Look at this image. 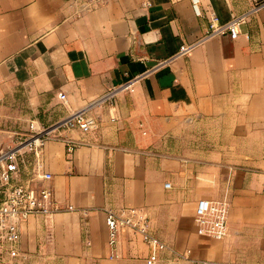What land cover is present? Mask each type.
Wrapping results in <instances>:
<instances>
[{
    "label": "crops",
    "instance_id": "crops-1",
    "mask_svg": "<svg viewBox=\"0 0 264 264\" xmlns=\"http://www.w3.org/2000/svg\"><path fill=\"white\" fill-rule=\"evenodd\" d=\"M262 2L0 0V122L27 113L45 129L80 110L96 121L45 140L42 183L58 210L30 217L21 257L0 264H147L133 230L109 244L106 210L128 209L167 246L154 264H264ZM211 12L244 17L235 38L207 35ZM201 126L216 137L171 147ZM202 198L226 202L224 237L196 232Z\"/></svg>",
    "mask_w": 264,
    "mask_h": 264
},
{
    "label": "built area",
    "instance_id": "built-area-1",
    "mask_svg": "<svg viewBox=\"0 0 264 264\" xmlns=\"http://www.w3.org/2000/svg\"><path fill=\"white\" fill-rule=\"evenodd\" d=\"M264 8V2L255 8ZM243 16L218 23L215 12L209 14V30L207 35L227 31L232 38L238 33V25ZM188 47L181 46L179 52L187 51ZM110 92L108 95L110 96ZM60 94V98H64ZM95 119L80 110L72 113L67 118L55 124L51 128H45L40 132L30 135L25 142L1 149L0 148V189L3 193L0 199V258L2 260H17L21 257L19 242L21 226L33 216H49L58 210L53 199L52 190L44 185L51 174L44 171V164L40 159V150L45 140L54 134L59 128H78L82 132H88L95 126ZM34 125L30 123L32 128ZM75 144L68 140L67 150L73 149ZM27 148L34 156V165L31 176L26 181H21L20 174L25 168V160L22 149ZM168 185V184H166ZM227 205L225 201H213L205 198L197 200L195 207L196 232L200 235L220 239L227 233L226 226ZM106 225L109 232V244L115 247L118 233L123 227H127L139 234L142 241L151 248L147 258V264H154L159 253L166 249V244L152 235L149 231V220L141 209H128L120 214L106 210ZM190 264H223L217 262L193 260Z\"/></svg>",
    "mask_w": 264,
    "mask_h": 264
},
{
    "label": "rangeland",
    "instance_id": "rangeland-1",
    "mask_svg": "<svg viewBox=\"0 0 264 264\" xmlns=\"http://www.w3.org/2000/svg\"><path fill=\"white\" fill-rule=\"evenodd\" d=\"M28 119H22L21 117H18L17 119L10 120L5 123L4 120L3 122H0V148L1 149H6L10 148L11 146H15L20 142H25L28 138H30V135L40 132L43 130L42 126L38 125L36 122L34 126L31 128L30 123L31 121L30 117H32V114H27L24 113ZM17 115V114H14ZM34 115H37V113H34ZM33 115V116H34ZM0 116H4V114L0 113ZM106 123H109V128L113 124L109 120H105ZM104 126H108V125ZM99 129V127H97ZM96 130V127H95ZM93 130L92 132L97 134ZM181 135L180 139H174L171 143V147L175 149H180L181 147H187V148H196V147H202L203 142H207L208 140L216 137L214 134V130L211 128H204V127H191L190 129H185L183 133H180ZM182 139V140H181ZM22 156L25 160V168L24 170L22 169L21 174H20V179L21 181H26L29 176H28V171L30 170V164L33 161V154L28 151L27 148L22 149ZM2 189H0V199L3 197V193L1 192Z\"/></svg>",
    "mask_w": 264,
    "mask_h": 264
}]
</instances>
